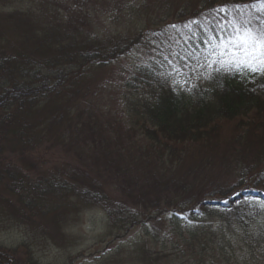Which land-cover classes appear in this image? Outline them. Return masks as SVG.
<instances>
[{
  "label": "trees",
  "instance_id": "trees-1",
  "mask_svg": "<svg viewBox=\"0 0 264 264\" xmlns=\"http://www.w3.org/2000/svg\"><path fill=\"white\" fill-rule=\"evenodd\" d=\"M253 2L129 1L125 10L137 26L133 32L105 37L82 27L39 23L29 12L1 16L11 25V32L0 29V202L15 201L18 206L0 205V216L7 212L18 215L19 211L42 216L53 206L47 202L73 200L99 205L111 228L127 231L135 225L151 224L153 238H159L155 226L168 212L158 204L151 212L146 205L116 204L87 174L81 178L76 171L31 172L12 161L1 162L12 152L55 142L87 158L108 152L111 127H104L95 110L82 104L94 87V74L124 59L114 86L120 89L127 127L115 131L113 151L131 155L120 168L126 181L143 189L152 182L159 186L172 180L178 188L175 191H187L195 185L196 175L210 164L208 158L196 157V152L226 143L230 155L236 152V157L225 158L220 164L226 170L239 168L237 180L213 187L201 199L174 202L167 214L171 231L181 243L191 247L199 242L204 250L205 238L218 230L245 232L256 224L253 232L258 241H264V227L259 223L264 216V165L244 166L243 150L240 153L236 147L246 144L250 136L264 138V74L209 66V44L205 43L210 36L212 43L220 38L217 24L226 14L217 9L228 6L230 19L233 5ZM249 12L260 15L248 8L243 16ZM79 13L84 22L88 14ZM236 15L239 18L238 12ZM9 36L21 43L10 44ZM174 67L180 69L178 74ZM105 85L99 87L106 89ZM225 122H235L228 138L223 136ZM137 137L142 141L137 142ZM126 138L129 144L123 145ZM188 157L194 162L189 171L183 178H173ZM135 170H142L143 179L131 178L128 173ZM212 218L218 226L209 228ZM244 238L247 241L249 236ZM232 243L219 239L216 246L228 251L226 246L232 248ZM175 246L180 248L177 243ZM0 264L22 263L0 249Z\"/></svg>",
  "mask_w": 264,
  "mask_h": 264
},
{
  "label": "rangeland",
  "instance_id": "rangeland-1",
  "mask_svg": "<svg viewBox=\"0 0 264 264\" xmlns=\"http://www.w3.org/2000/svg\"><path fill=\"white\" fill-rule=\"evenodd\" d=\"M129 1L138 2V0H0V29L6 33L11 32V25L1 16L29 12L39 23L53 22L59 24L61 28L82 27L101 37L129 30L133 32L137 22H131L126 13ZM82 10L88 14L85 13L87 19L84 22L79 13ZM10 40V44L15 46L21 43L12 37ZM125 63L126 60L121 59L113 66L96 72L93 76L94 87L82 104L83 107L95 110L94 114L101 119L104 127H111L112 130H108L110 131L107 139L108 152H99L87 158L55 142L33 150L12 152L1 162L12 161L31 172L42 169L68 174L70 171H76L81 178L87 174L108 191L114 203L139 208L146 205L149 208L147 212L153 211L155 208L152 206L158 204L157 206L164 212L169 213L174 202L191 197L201 199L213 187L228 185L237 180L239 168L226 170L220 164L225 158L227 160L236 157V152L230 155L231 149L227 148L226 143L221 142L213 150L196 152V157L208 158L210 164L202 168V174L196 175L195 185L192 188L187 187V191H175L178 188L174 186L172 180L160 183L159 186L152 182V185L149 183L150 185L141 187L143 189L136 188V184L126 181L120 168L131 160V155L126 151L119 153L113 151L116 147L115 131L127 127V118L123 115L119 97L120 89L114 86L118 84L121 75H118L120 67ZM104 84L106 89L99 87ZM234 124L235 122L224 123L222 126L224 138L232 134ZM140 139L136 141L141 142ZM126 142H129L127 138L123 145L127 144ZM236 147H239L240 153L243 150L241 163L244 166L264 165L263 137L250 136L246 144ZM193 163L192 158L188 157L184 168H179L177 176L173 178H183L185 171H189ZM141 171L135 170L128 174L131 178L137 176L139 181L143 179ZM147 172L149 171H146V175ZM47 203L53 206L42 216L40 214L32 216L26 211H19L18 215H8L7 212L5 216H0V249L7 251L19 263L264 264V241H258L256 232H253L255 227H258L256 224L245 232L235 228L218 230L214 236L205 238L207 245L203 250L199 247V242H194V246L191 247L184 242L181 243V239L171 231L167 220L168 213L162 217V222L155 226L159 233V238L155 239L151 234L153 230L151 224L135 225L127 231L111 228L106 212L99 205L73 200ZM6 204L18 206L15 201L0 202V205ZM215 219L212 218L209 228L218 226ZM259 223L264 227V216L260 218ZM246 235L249 236L247 241L244 238ZM219 239L221 243L233 241L232 248L226 246L228 251H225L222 246L217 247ZM176 243L180 248L176 249Z\"/></svg>",
  "mask_w": 264,
  "mask_h": 264
},
{
  "label": "snow or ice",
  "instance_id": "snow-or-ice-1",
  "mask_svg": "<svg viewBox=\"0 0 264 264\" xmlns=\"http://www.w3.org/2000/svg\"><path fill=\"white\" fill-rule=\"evenodd\" d=\"M248 8L254 9L255 13L260 15L249 12L245 18L243 13ZM216 11L226 15L223 21L217 24L220 34L218 41L212 43L211 36L205 41L209 44L208 65L218 64L220 67L247 69L264 74V0H254L251 5H233L230 19L228 6ZM237 12L240 14L239 18ZM254 21L257 23L254 24ZM173 70L177 74L180 71L175 67Z\"/></svg>",
  "mask_w": 264,
  "mask_h": 264
}]
</instances>
